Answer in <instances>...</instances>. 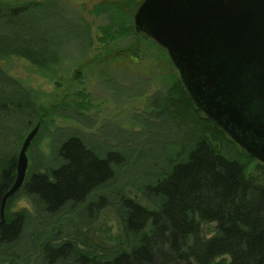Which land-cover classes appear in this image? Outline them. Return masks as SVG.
I'll return each mask as SVG.
<instances>
[{"label": "trees", "instance_id": "trees-1", "mask_svg": "<svg viewBox=\"0 0 264 264\" xmlns=\"http://www.w3.org/2000/svg\"><path fill=\"white\" fill-rule=\"evenodd\" d=\"M51 4L59 10L52 0L0 1V62L20 58L40 73L59 63L63 36L56 37L46 24ZM38 8L48 11L33 14ZM109 29L105 41L113 39ZM117 36L143 37L163 52L171 69L167 95L152 104L171 131L160 159L151 158L140 168L150 149L120 148L110 136L100 143L81 131L60 130L51 159L46 163L32 155L38 164L7 201L0 219V264H264V165L196 108L165 49L133 24H123ZM132 51L124 47L115 57ZM62 106L41 103L38 93L0 67V131L13 136L6 141L0 135L5 144L0 149V206L15 181L21 144ZM76 109L81 107L70 112L81 116ZM139 168L144 178L132 184L140 196L131 195L126 184ZM22 199L32 212L11 213ZM106 212L114 215L118 235L95 238L92 230ZM205 224L215 225L216 234L208 239L202 235Z\"/></svg>", "mask_w": 264, "mask_h": 264}, {"label": "rangeland", "instance_id": "rangeland-1", "mask_svg": "<svg viewBox=\"0 0 264 264\" xmlns=\"http://www.w3.org/2000/svg\"><path fill=\"white\" fill-rule=\"evenodd\" d=\"M0 1L20 5L26 2L44 3L46 0ZM52 1L60 5L59 10L55 12L52 9L57 7L56 4L46 7L51 9L46 24L54 29L56 37L60 39L63 36L58 48L59 63L51 71L40 73L32 64L20 58L12 57L0 62V67L6 73L38 93L41 103L48 107L63 104L56 117L47 120L42 129L39 127L40 132L36 133L34 139L35 149L26 154L27 172L38 164L30 160L32 155L33 158L41 155L46 163L51 159L57 132L64 129L84 132L97 138L100 143H106V138L110 136L120 148L137 144L139 149H150L146 158L140 160V168L148 165L151 158L160 159L165 149L162 147L171 131L167 130L169 122L164 121L166 117L157 114L152 104L158 97L167 95L171 69L166 64L163 52L151 46L143 37L117 36L123 24H133L134 13L143 0ZM47 11L38 8L32 13L44 16ZM106 28H110L108 32H112V40L105 41ZM124 47H133V51L123 59L115 57L116 52ZM107 52L109 55H106ZM75 105L81 107L75 110L81 116L70 112ZM10 134L0 131L6 141L13 138ZM3 142L0 140V149L5 145ZM168 142L167 150L172 147L171 138ZM140 168L134 174H131L134 170H130L132 176L126 184V192H131V195L140 196L132 184L144 178ZM22 210L32 212L26 199L18 201L11 213ZM201 230L206 239L216 234L214 224L202 225ZM118 232L114 215L106 212L91 235L101 238L108 234L115 238Z\"/></svg>", "mask_w": 264, "mask_h": 264}, {"label": "water", "instance_id": "water-1", "mask_svg": "<svg viewBox=\"0 0 264 264\" xmlns=\"http://www.w3.org/2000/svg\"><path fill=\"white\" fill-rule=\"evenodd\" d=\"M133 26L166 50L196 108L264 165V0H143ZM38 129L21 144L1 222L25 182Z\"/></svg>", "mask_w": 264, "mask_h": 264}]
</instances>
